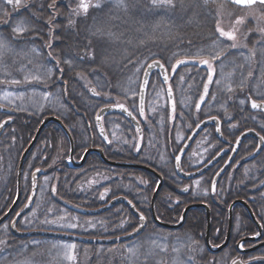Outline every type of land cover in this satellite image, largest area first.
Masks as SVG:
<instances>
[{"label":"trees","instance_id":"16d2710c","mask_svg":"<svg viewBox=\"0 0 264 264\" xmlns=\"http://www.w3.org/2000/svg\"><path fill=\"white\" fill-rule=\"evenodd\" d=\"M86 3L89 5L87 12H80V0H55L53 7H50L53 0H23L21 6L13 10L0 1V40H3L7 45L0 49V101L5 91L16 94L23 93L24 98L35 96L33 100L36 101H39V94L41 96L46 93H55L60 102L65 105V101H70L78 112L85 115V120L91 123L88 108L85 109L80 103H83L84 100L88 101L90 98L80 91L83 86L78 82L79 77L86 78L89 87L101 89L98 93L102 92V94H109L110 97L121 99V91L119 93L118 90L120 89V75L123 73V69L130 68L137 59H158L168 72L180 60L202 61L205 59L214 63L215 75L209 92H207V98L198 110L196 108L201 99L208 72L197 65H185L173 73L170 88L175 99L176 115L181 117L186 125L188 123L193 125L197 118L202 119L204 116L219 117L223 123L222 134L225 141L234 142L238 135L247 129H254L264 138V116L254 115L248 111L247 103L249 99L264 101V36H258V33L255 32L246 40L245 48H230L228 43L215 33L216 20L210 9L211 5L219 2L213 0H173L174 7L169 5L157 7L149 3L148 0H128L129 8L124 13L109 5L96 7L97 0H86ZM5 13L7 14L5 15ZM97 20H105V23H128L130 24V35L148 34V40L141 36L136 37L123 55L111 57L112 60L106 58L107 55L100 57L102 54L98 52L97 48L99 40L94 37L97 27L93 28V25L97 24L95 22ZM16 26H23L26 30L23 34H17L13 32V28ZM43 42L48 43L47 48L46 46L43 48ZM50 56L55 57V60H52ZM101 60H104V67L101 65ZM53 61L59 64L61 74L56 70V62L53 63ZM116 69H118V77H114L115 75L112 73ZM59 75L63 76L62 79L65 81L66 87L57 86ZM39 81L42 83H38ZM153 82L162 88L158 78ZM92 100L94 105L101 106L103 103L101 98ZM127 103L128 107L132 108L133 103ZM48 106H54V103ZM5 107L9 109L14 121L0 139V215L14 201L16 194L15 173L21 152L31 141L40 120L45 115L53 113L49 112L52 107L47 108L46 106L43 112L26 109L19 103ZM70 109V118L76 119ZM53 114L60 117L67 127L70 126L68 120L55 112ZM5 118L0 115V122ZM82 121L84 122V120ZM183 121H181V126ZM152 124L157 133V142L155 143L153 139L150 140L149 147L152 148V151H147L148 160L143 161L140 158L144 156V150L148 146L145 143L137 156L129 157L131 162L148 165L162 175L164 185L156 198L155 211L157 219L169 225L179 218L183 206L192 203L196 198L191 195V192L188 195L180 193L184 183L174 177L172 165L163 169L155 167L157 156L163 145L170 144L172 149L169 152L174 149L175 135L166 115L157 118ZM70 131L77 141L75 130L70 128ZM205 134L209 137L208 144L214 150L213 152L219 150L222 145L216 140L213 129L207 130ZM144 137L146 140L147 137ZM63 139L65 137L57 126L53 124L47 126L26 160L24 176L33 168V161L34 167L41 165L43 168H51L52 161L55 160ZM255 147L256 143L252 140L245 141L238 152V158L251 154ZM78 148L79 144L76 143V150ZM126 150L125 148V154L128 153ZM156 151L157 154H154ZM262 152L257 159L245 162L234 173L232 183H230L231 202L236 199L255 198V202L251 206L255 217H258L259 198L254 188L257 186L256 182L264 179V151ZM169 155L171 158L172 154ZM110 174L120 176L121 182L115 184L113 181L107 184L104 188L113 192L108 195L115 197L124 195L146 217L148 224L142 237L151 232L175 236V233L159 229L150 219L151 214L148 208L156 186L155 178L141 171L109 169L95 156L89 158L84 168L79 170L73 171L67 167L62 168V171L50 169L47 183L49 185H53V182L56 183L55 194H53V190H49L42 194L40 200L38 197L32 213L23 220L27 228H23L20 223L19 229L47 230L48 223L54 221L58 215L57 212L66 210L67 215H73L70 213L71 210L57 203L58 199L83 209H96L101 206L103 187L100 185L89 192L85 191L84 183L93 176H98L97 179H94L98 182L109 177ZM100 175L103 177L99 178ZM135 177L145 180L143 187L131 182ZM209 182L205 183L206 188H209ZM28 183V180L23 177L19 207L28 197L30 189ZM132 184L135 188H130ZM129 188L137 195L126 194L124 190ZM223 192L220 191V193ZM137 199L142 200L141 202L145 201V204L141 205ZM199 201L210 204L212 215H217L218 210L209 195L199 198ZM225 201L227 200L222 198V202L227 204ZM219 211L221 217L225 210L219 209ZM80 218L91 220L92 228L88 231L87 236L95 238L117 237L132 231L137 226V221L125 207H117L99 217ZM121 218L129 223L128 228L118 227ZM190 218L196 221V228H192L191 236L198 238L205 228V215L201 210H197L189 213L187 222ZM211 218L213 225V216ZM253 227L250 224L249 230H253ZM178 234L180 231L176 233V235ZM36 240L50 242L46 239H15L10 235L8 228L1 227L0 264L100 263V258H97L94 253L98 247H88L91 250L89 252L91 256L86 262H77L74 256L67 262L61 253L53 250L54 245H30ZM203 246L196 245L195 248L199 250V255L194 257L196 262L190 264H201L202 260H208L205 248L201 249ZM107 261L108 259L104 263L107 264ZM111 264L125 263L123 260H115Z\"/></svg>","mask_w":264,"mask_h":264},{"label":"rangeland","instance_id":"374dc122","mask_svg":"<svg viewBox=\"0 0 264 264\" xmlns=\"http://www.w3.org/2000/svg\"><path fill=\"white\" fill-rule=\"evenodd\" d=\"M2 3L7 6L8 8L13 10V6L9 5L5 2V0H0ZM140 1V0H139ZM149 3H152V0H148ZM23 2V0H22ZM81 2V0H80ZM86 2V0H85ZM128 0H122V3L118 4L117 0H97V4L99 6L102 5H109L113 7L114 9H117L121 13H124L128 10L129 5L127 4ZM167 4L164 5H155L157 7H164ZM20 7V6H19ZM182 8V6H181ZM236 8V7H234ZM233 6L227 4V3H218L211 5V11H213L216 23H215V33L218 35L222 40L226 41L229 45V47L233 49H239V48H245L246 47V40L249 36H251L253 33L257 32L258 36H264V6L263 5H255L251 8L247 9H234ZM80 12H84L82 8H80ZM97 24L93 25V28H96V33L94 34V37L99 40V44L97 46L98 52L102 54L100 57H105L104 55H107L106 58L109 60H112L111 57L123 55L126 50L129 48V44L133 42L136 37H144V39H147V35L144 33H139L135 36L130 35V24L128 23H105V20H97L95 21ZM105 23V24H104ZM217 29H220L226 33H232L235 37L234 40H229L226 36H222L220 31ZM125 31V32H124ZM92 36V35H91ZM88 37V35H87ZM135 37V38H133ZM90 38V37H89ZM48 43L43 42V48L46 46L47 48ZM235 45V46H233ZM128 48V49H127ZM109 56V57H108ZM58 57V56H56ZM51 59H55V57L50 56ZM148 59L141 58L137 59L135 61V64H133L130 68H127V70L123 69V73L121 75H125L126 77L122 78L120 75V89L119 93L121 91V99L110 97L109 94H102V92L98 93V91H101V89L95 88V92L99 94L98 96L102 99L103 105H107L110 103H116L120 102L124 105H127L129 103H135V106L132 108L133 112L137 114V100H138V90L141 81V74L143 72V69L145 68V64H147ZM102 61V60H101ZM204 61H207V63H204ZM104 60L102 61L101 65L104 67ZM106 62H109L106 60ZM185 65H197L199 68H203L208 72V78L205 82L203 92L201 99L197 105L196 110H198L202 103H204V100L207 98V95L209 92V89L211 87V84L213 82V77L215 75V65L212 62H209V60H190V59H184L178 61L174 67L171 69L169 73V78L173 77V73L176 72V70ZM108 68V67H107ZM9 71L7 70V73ZM111 73V72H110ZM115 76L118 77V69L112 72ZM110 77V76H109ZM156 78L153 79L155 81ZM78 82L82 83L83 86L82 89H80L81 92L85 93L86 97L90 98L88 101L80 102L81 106L85 109L88 108L89 114L92 118H94V115L97 112V109L100 105H94L92 96L90 95L89 91L91 88L87 86V79L79 77ZM42 83V82H38ZM45 87V85H43ZM169 89V86L166 87H160L157 86L156 83L151 84L149 87V90L147 91V101L145 106V114L143 116H138L140 119V122L143 124V127L147 129L149 138L153 139L154 142H157V133L151 128V126L148 124V116L150 117H157L166 115L167 118H169V108L167 105V96L166 90ZM33 95V94H31ZM35 97V96H34ZM33 96H29L27 98H24L23 93L16 94L14 92H7L5 91L4 94L1 97L0 104L2 106L6 105H12L14 104H20L26 109H32L34 112H43L48 105L52 107L49 110V112H55L62 118L68 120L70 122V114L67 110L68 108L65 107L62 102L57 98L56 94H48L46 95H38L39 101L33 100ZM92 98V99H91ZM46 106V107H45ZM93 106V107H92ZM49 107V106H48ZM47 107V108H48ZM49 107V108H50ZM91 110V112H90ZM176 111L174 112L173 116L171 117V126L173 124V131H174V149L171 151V147L167 144L163 145L161 148V152L157 156L158 159L156 160V166L159 169H163L165 167L168 168V166H171L172 164V158H169V154L173 155L176 154L178 149L181 147L183 142L185 141L187 134L191 132L193 127L198 123L201 118H197L193 125L187 124L181 119V117H178L176 115ZM174 119H178V124L174 125ZM183 121L184 123L181 126L179 123ZM106 130L109 135V139L113 141V143H121L123 145V148H128L130 152L135 151L136 142H137V136L132 131L130 126L121 118L119 117H110L106 120ZM73 126L71 125V128ZM82 131V130H81ZM156 138V139H155ZM127 143L128 146L127 147ZM209 143V137L205 134L204 136L200 137V139L197 141L196 145H194L192 152L197 155L192 160V167H198L201 164L207 160L208 156L212 153V151L209 149L208 146ZM147 145V143L145 142ZM150 145L146 146L147 148L144 150V153L147 154V151H152V148L149 147ZM154 154H157V151L154 152ZM58 156L55 158L54 161H52V168H61L60 165L63 163L62 160L65 159L67 155V145L63 141L60 145V148L58 150ZM144 161L148 160V156L145 155L140 157ZM116 162L119 163H131L130 157L123 152L122 156H119L116 158ZM148 164V162H147ZM31 173V172H30ZM30 173H27L26 179L29 181ZM228 180L232 179V174L228 175ZM103 176L100 175L99 178H102ZM92 178V179H91ZM91 180H88L84 183L85 191H93L95 187L102 186L104 187L106 185V180H99L98 182L94 181V179H97L98 176L91 177ZM25 179V180H26ZM114 179H117L120 181V176H115ZM134 180L131 181L135 185H139L140 187L144 186V179L135 177ZM112 180V179H111ZM89 181L91 183H89ZM94 181V182H93ZM46 180H41V188L39 189L38 197L40 200L42 197V194L44 192H48L49 190L54 189L53 185H49ZM54 184V183H53ZM94 186V187H93ZM193 189V195L201 196V197H207L209 194L208 188L204 187L202 185L201 181L193 182L190 185ZM228 187V185L221 184V187ZM130 188H135L134 185H130ZM130 188L128 190H124L126 194H131L133 196L137 195L135 192H131ZM105 191V193H107ZM104 193V194H105ZM60 203H63L61 200H59ZM138 202H140L141 205L145 204V201L141 202L142 200L137 199ZM66 203H63L65 205ZM23 206V205H22ZM58 215L55 217L54 221L52 223H48L47 230L59 232V233H69L79 236H87L88 231L92 228V222L91 220H83L79 217V215H67L65 211L57 212ZM189 215V214H188ZM187 215V217H188ZM120 222L118 223L120 228L127 227L129 223L124 220L120 219ZM69 225H73L72 227H69ZM130 226V225H129ZM23 228H27L25 226V223H22ZM7 228V226H5ZM169 236V234H163L160 235L158 233L151 232L150 234L146 235L145 237H142L141 239H138L136 241V244H133L132 242L126 245H120V246H110V247H98V249L95 250V255L97 258H100V263L105 264V260L108 259L107 264H111L113 261L117 260H123L125 264H190L195 261L196 256L199 255V250L196 247L194 243H192L190 238L183 239L180 237V234L176 235L175 238ZM186 242L185 245H182V243ZM30 245H54L53 250H56L57 253H61L65 259V261L69 262L70 258L74 256V259H77V262H86L90 259L91 253H89L91 250L86 247L79 244H74L70 242H59V241H50V242H42V241H34ZM102 260V261H101ZM220 260V259H219ZM105 262V263H104ZM196 262V261H195ZM215 263V260L211 257L208 258V264ZM230 260L227 261V264H229ZM99 263V264H100ZM217 263V262H216ZM203 264H207V262H203ZM223 264V263H222ZM226 264V263H225Z\"/></svg>","mask_w":264,"mask_h":264},{"label":"water","instance_id":"95a60500","mask_svg":"<svg viewBox=\"0 0 264 264\" xmlns=\"http://www.w3.org/2000/svg\"><path fill=\"white\" fill-rule=\"evenodd\" d=\"M216 1H220V2H225L228 3L232 6L238 7V8H251L252 6L259 4L258 2L256 4H252V5H245V4H236L234 2V0H216ZM261 6V5H260ZM153 72H157L160 76L161 79V83L162 84H167L168 83V75L166 74V69L165 67L160 63V61L158 60H153L151 61L149 64H147L143 74H142V79H141V84L139 85V112L140 114L143 115V105H144V101H145V95H146V91H147V87H148V83L151 77V74ZM165 77H167V79H165ZM91 93L96 96L94 91H91ZM168 96V105L170 108V111L173 112L174 111V100H173V94L171 92V90L167 91ZM252 102L253 100H248V106H249V111H251L252 113H261L264 114V102L262 101H256V103L260 104L261 107L260 108H256L254 109L252 107ZM121 114L122 117H124L131 125L132 127H134V129L136 130L139 139L141 140L142 138V129L139 125V123L137 122L136 118L133 117V115L127 110L126 107H124V105H111V106H107V107H102L99 112L96 115L95 119V124H96V129H98L99 134L103 137H105L104 131H103V126H102V119L103 117H105L106 115L109 114ZM0 114L1 115H5L8 114V110L6 108H3L0 106ZM40 124L39 127L37 128V130L35 131V135L33 137V139L31 140V142L29 143V145L26 147V149L24 150V152H22L20 161H19V165L17 168V177H16V196L15 199L12 203V205L8 208V210L0 217V227L2 225H4L7 220L14 214L16 208H17V204H19L20 201V196H21V179H22V171H23V166H24V162L25 159L27 157V155L29 154V152L32 150V148L34 147V145L36 144L41 131H43L49 124H55L57 125L61 131H63L65 137L67 138V141L69 143V147H70V152H69V160H68V164L72 169H78L81 168L86 159L88 158V156L90 155H96L100 158V160L105 163L108 166H112V167H116L119 169H132V170H138V171H144L147 172L151 175L154 176V178L157 179V186L154 190V193L152 194L151 197V201H150V211H151V219L152 221L160 228L162 229H166V230H178L180 229V227L183 226L186 215L189 214L190 211L193 210H197V209H201L205 211L206 214V220H207V229H206V248L208 250L209 253L211 254H217L219 252H221L223 249L226 248L227 243H228V239L230 235V229H231V223H232V212L233 209L236 206H243L247 213L248 216L250 218V220L253 222V224H255L258 228V234L251 239H248L249 241L252 242H256L260 239L261 237V227L259 225V223L257 222V220L255 219L254 215L252 214L251 209L249 208V206L247 204H245L244 201L241 200H237L234 201L232 204H230L229 209H228V232H227V237L225 242L223 243V245H220L218 247H213L212 245L210 246L209 244V240H208V233H209V227H210V216H209V208L206 204H192L187 206L183 212L182 215L180 217V220L178 222V224L176 225H169L160 222L156 216L155 213V200L157 198V195L159 194V192L162 189L163 186V179L162 177L153 169L151 168H147L145 166L142 165H135V164H121V163H115V162H111L108 161L102 150L99 148H89L86 149L85 153L83 154L81 160L79 161H75L74 159V144H73V140L71 138V135L69 133V131L66 129V127L64 126V124L62 123V121L60 119H58L55 116H47L45 118H43L42 120H40ZM12 119L11 118H7L4 121L0 122V137L4 134L5 130L9 127V125H11ZM209 126L214 127L215 129V133L218 137V139H222V134H221V123L220 120L216 117H210L207 118L205 120H202L200 123H198V125L196 126V128L192 131L191 134H189L190 136L188 137V139L185 141V143L183 144V146L181 147V149L179 150L178 154L176 155L175 159H174V171L176 176L183 180V181H191L194 179H197L201 176H203L205 173H207L214 165L217 164V162L222 158V156L224 155L223 153H225L224 151L218 153L217 156H215L211 161H209L207 163V165L203 166L202 168L191 172V173H185L182 168H181V162L184 158V156L186 155V153L188 152V150L191 148V144H193L196 140V138ZM247 138L253 139L255 141H257V148L253 153V158L258 157L263 151L264 149V139L254 130H247L245 132H243L238 138L237 141L234 142L235 144L233 145V149L231 154L229 155V158L227 160L226 163H224L225 165L219 170L218 174H215L211 185V196H214L216 193V186L217 183L219 181V179L224 175V173L226 171H228V168L230 167V165L233 163L237 152L239 150L240 145L242 144V142ZM45 173L43 170L38 169L34 172H32V176H31V189H30V195L28 198V201L26 203V206L17 214H15V217L13 218L12 222L10 223V227H9V231L11 236H13L14 238L17 239H28V238H46V239H53V240H61V241H67V242H73V243H77V244H81V245H87V246H114L117 244H121V243H125L128 241H132L136 238H138L145 230L146 227V219L135 209V207L133 206V204L126 199L125 197H117L116 199H112L108 204H106L105 206L99 208V209H94V210H83L80 212L81 215L83 216H87V217H94V216H99L111 209H113L115 206L117 205H123L126 207V209L130 212V214H132L136 220H138V229H136L134 232L127 234V235H123L120 237H116V238H103V239H98V238H88V237H81V236H77L73 235V234H66V233H55V232H50V231H19L17 229V225L18 223L21 221V219L25 216H27V214H29L34 206L35 203V199L37 196V188H38V180L44 176ZM187 189H185L186 191ZM141 217H143V219H141ZM238 247H240L241 245H237ZM264 247V243H262L261 245H258L255 248H252L250 250L245 251V253H251L254 252L255 250ZM233 264H241V262L239 260L235 261Z\"/></svg>","mask_w":264,"mask_h":264},{"label":"flooded vegetation","instance_id":"af4514ba","mask_svg":"<svg viewBox=\"0 0 264 264\" xmlns=\"http://www.w3.org/2000/svg\"><path fill=\"white\" fill-rule=\"evenodd\" d=\"M117 114H112V115H108L106 117H104L102 123H103V129L105 130L106 136L105 138H101L97 132L94 126V121L92 120L91 122V130L85 131L82 130V127H79L78 124H76L75 122H71L70 125H72V129L75 130L76 135L78 137L77 141L75 139L74 140V158L76 160H80L82 154L84 153V151L88 148H99L102 150L104 156L106 157L107 160L111 161V162H115V163H119L116 162V158H118L119 156H122L123 154V145H121V143H113V141H111V139H109V135L107 133L106 130V120L108 118H112V116H116ZM87 122V121H86ZM90 124V123H85ZM89 127V128H91ZM82 130V131H81ZM72 134V132H71ZM146 131L145 128L143 129V137L145 136ZM73 137V136H72ZM200 139V136L196 139V141L194 142V144H192L191 149L194 147V145H196L197 141ZM221 141V140H220ZM76 143L79 144V148L76 150ZM222 146L221 148H219V150L217 149L216 152H213L214 150H212V148L209 146V149L212 151V153L208 156L207 160H205V162L203 164H201L198 167H192V160L194 157H196L197 155H195L192 150L186 154L185 158L182 161V166H184L185 168V172L190 173L193 171H196L200 168H202L203 166L207 165V163L209 161H211L218 153L224 151L225 153H223L224 155L222 156V158L217 162L216 165H214L207 173H205L203 176L191 180V181H186V182H182L184 183V185L181 187V194L183 195H188L189 192H191V195L193 196V188L190 186L193 182L196 181H201L202 185L204 187H206L205 183L208 181H210L209 183L211 184L215 174H218L219 170L225 165L224 163L227 162L229 155L231 153V146L233 145V142H229V141H221ZM128 152V151H127ZM133 156H137L134 153L132 154ZM145 156V153L143 154ZM91 157L94 156H89L87 158V160ZM96 157V156H95ZM67 158H68V154L66 155L65 159L62 160V164L60 165L61 168H53L56 169L57 171H62V168H68L67 164ZM44 160V159H43ZM87 160L85 162V164L87 163ZM34 162V161H33ZM33 164V170L35 171L36 169H40L41 165H37L34 167V163ZM42 162V159H41ZM245 162H248L245 159H243L242 157L235 159V161L233 162L232 166L230 165V167L228 168V171H226L224 173V175L219 179V183L221 181V184L223 185H228V187L224 186L221 187V190L224 191L223 193H220L219 195L216 194L215 196H213L214 198H212L209 194V196L212 198V203L214 204V206L217 208L218 212L216 213L217 215H212L211 213V206L208 205V203L203 202V201H199V198L201 199V196H197L194 195V197L196 199H194V201L190 204H186L183 206L182 211L189 205L192 204H206L209 208V216H210V227H209V233H208V240H209V244L210 246L212 245L213 247L216 246H220L223 245V243L226 240V235L228 232V209L229 206L231 204V179L228 180V175L232 174V178L234 177V173L237 172L238 169H240L242 167V164H244ZM106 167V166H105ZM109 180V179H107ZM233 180V179H232ZM113 181H115V184L118 183L117 179H112L108 182L112 183ZM54 183V182H53ZM257 186L254 188L255 191L258 193V198H259V203H258V217H255V219L257 220V222L259 223L260 227H261V237L258 241L256 242H252L249 241L248 239L254 238L257 234H258V228L255 224H253V222L250 220L248 213L246 211V209L243 206H236L233 209L232 212V223L231 225V229H230V235L229 239H228V243L225 249H223L221 252L217 253V254H208V257H212L215 260V263L213 262V264H227V261L230 260L229 264H233L235 261L239 260L241 262V264H264V247L262 246L261 248L255 250L254 252L251 253H245V251L250 250L252 248L257 247L258 245H261L262 243H264V179H262L260 182H256ZM55 184V183H54ZM209 184V186H210ZM219 184V185H221ZM107 186V185H106ZM185 187H187V190L185 191ZM222 198H224L225 202H227V204L222 202ZM107 200V199H106ZM104 200V203L105 201ZM236 200H241L244 201L245 204H247L249 206V208L251 209L252 204L255 202V198L253 197H249L246 200L243 199H236ZM235 200H233L232 202H234ZM219 209L225 210V213L220 217V211ZM238 209V210H236ZM242 209V210H241ZM198 210V209H197ZM195 210V211H197ZM204 215H205V219H206V214L203 210H201ZM192 212V211H191ZM253 212V211H252ZM190 213V212H189ZM188 215V214H187ZM187 215L184 221L183 226L180 228V237H182L183 239L185 238H190L192 243H194L195 245H207L206 242V229H207V220H206V224H205V228L203 230V232H201L200 237L198 238H193L191 236L192 234V228H196V221H193L192 218L189 219V221L187 222ZM213 216V225H212V216ZM181 216V214H180ZM179 216V218H180ZM178 218V217H177ZM179 218L176 220V222L173 223V225L177 224ZM187 222V225L185 226ZM253 225V230H249L250 224ZM183 229H186V231H183ZM186 242L182 243V245H185ZM237 245H241L240 247H238ZM203 246V247H204ZM206 250V249H205ZM207 252V250H206ZM220 259V260H219ZM217 262V263H216Z\"/></svg>","mask_w":264,"mask_h":264},{"label":"snow or ice","instance_id":"6c2138e0","mask_svg":"<svg viewBox=\"0 0 264 264\" xmlns=\"http://www.w3.org/2000/svg\"><path fill=\"white\" fill-rule=\"evenodd\" d=\"M5 2L9 5H12L13 6V9L21 6L22 4V0H5ZM234 2L236 4H245V5H252V4H256L257 2L260 4V5H264V0H234ZM117 3L120 4L122 3V0H117ZM55 4V0H53V4L50 5V7H53ZM152 4L155 6V5H164V4H167L169 6H175L173 4V0H152ZM96 7H99V5H95ZM80 8H82L84 10V12H87L88 10V7L89 5L85 2V0H81L80 2V5H79ZM7 13H5L6 15ZM26 29L23 27V26H16L13 28V32L17 33V34H23V32L25 31ZM218 31H220L221 35L222 36H226L229 40H234L235 37L232 33H226L220 29H217ZM235 46V45H233ZM7 47L6 43L3 41V40H0V49H3ZM204 63H207V61H204ZM165 79H167V77H165ZM252 107L254 109L256 108H260L261 105L256 103L255 101L252 102ZM141 219H143V217H141ZM73 225H69V227H72Z\"/></svg>","mask_w":264,"mask_h":264},{"label":"bare ground","instance_id":"6f19581e","mask_svg":"<svg viewBox=\"0 0 264 264\" xmlns=\"http://www.w3.org/2000/svg\"><path fill=\"white\" fill-rule=\"evenodd\" d=\"M49 125H51V124H49ZM49 125H48V126H49ZM193 211H195V210H193ZM190 212H191V211H190Z\"/></svg>","mask_w":264,"mask_h":264}]
</instances>
